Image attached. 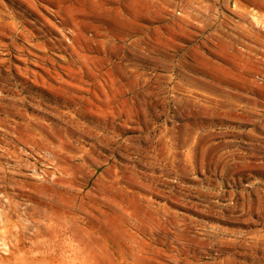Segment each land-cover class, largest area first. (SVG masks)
<instances>
[{"label": "rangeland", "instance_id": "1", "mask_svg": "<svg viewBox=\"0 0 264 264\" xmlns=\"http://www.w3.org/2000/svg\"><path fill=\"white\" fill-rule=\"evenodd\" d=\"M0 264H264V0H0Z\"/></svg>", "mask_w": 264, "mask_h": 264}, {"label": "bare ground", "instance_id": "2", "mask_svg": "<svg viewBox=\"0 0 264 264\" xmlns=\"http://www.w3.org/2000/svg\"><path fill=\"white\" fill-rule=\"evenodd\" d=\"M244 15H246V14H244ZM246 18V17H245ZM253 19L256 21V19L254 18V16H253ZM259 21V20H258ZM255 24V23H254ZM257 45H259V44H257ZM258 54V53H257ZM14 195V194H13ZM13 199V198H12Z\"/></svg>", "mask_w": 264, "mask_h": 264}]
</instances>
